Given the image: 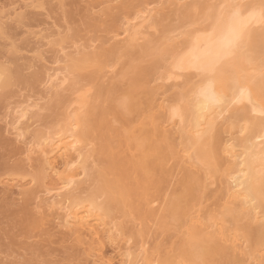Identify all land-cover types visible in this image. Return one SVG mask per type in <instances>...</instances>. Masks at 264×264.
<instances>
[{
    "label": "bare ground",
    "instance_id": "1",
    "mask_svg": "<svg viewBox=\"0 0 264 264\" xmlns=\"http://www.w3.org/2000/svg\"><path fill=\"white\" fill-rule=\"evenodd\" d=\"M1 1L0 40L26 11L66 0ZM92 1L89 16L110 19L102 46L67 35L69 44L50 27L30 32L37 60L47 63L42 47L56 48L58 67L51 60L30 76L44 96L17 103L10 131L22 142L45 118L46 99L49 110L66 112L57 128L21 143L23 162L5 164L24 204L0 205L12 224L4 226L21 237L39 230L42 241L27 245L14 234L0 247L26 245L40 258L71 244L69 257L77 251L84 264H264V0ZM15 41L5 44L13 57L22 51ZM34 60L21 66L29 71ZM1 61L0 102L12 84H30L22 68Z\"/></svg>",
    "mask_w": 264,
    "mask_h": 264
},
{
    "label": "rangeland",
    "instance_id": "2",
    "mask_svg": "<svg viewBox=\"0 0 264 264\" xmlns=\"http://www.w3.org/2000/svg\"><path fill=\"white\" fill-rule=\"evenodd\" d=\"M5 2V3H8V1L9 0H2L1 2ZM12 1V0H11ZM89 1V2H88ZM10 2V1H9ZM49 2H51L50 0H49ZM87 2V3H86ZM86 2L84 1V0H66V1H64V5H60V4H58L57 2L55 3V1H53V2H51L52 4H50V6H49V3H48V1H47V3H48V6L49 7H47L48 9H46L45 11H38V10H36V11H29V13H28V11H26V13H25V15H24V17H25V19H23L22 20V25L19 23L20 21L19 20H17V21H13V22H10L8 25L10 26H8L7 25V28L11 31L10 32V34L9 35H7V37H6V39L4 38V39H1L0 40V59L3 61V62H5V60H6V62L8 63V61H9V64L10 65H8L9 66V68H11L13 71L15 70V69H13V68H15L16 67V70L17 69H20V68H22V70L23 71H25L24 73L25 74H22V76L24 77V79L27 81V83H24V84H28V83H30V84H28V85H23V84H20V83H18V84H16V83H14V82H16L15 80L13 81V83L14 84H12L11 85V90H8V91H10V92H12V93H9V92H6V94H8V95H6V94H4L5 96H3V98L2 99H5L4 97H6V99H5V101L4 100H2L1 99V102H0V149H1V151H0V156L1 155H3V153H5L6 151V156H5V154L2 156L3 158L2 159H0V162L1 161H3L2 162V164L0 163V170H1V168H2V170L0 171V181H2V182H0V205L1 204H3V206L4 205H7V204H12L11 206H13V207H15V205H17V204H21L22 202H23V200H24V197L23 196H19L20 194H19V192L16 190V188H11V186H10V184H12L11 182L10 183H7L6 181H10L11 179H14L17 175H15L14 176V174H16V173H14L13 171H7L6 169H5V164H8L9 162V166H11L12 164L13 165H15V164H18V163H20V160H22V162L25 160V159H22V158H25V154H21L22 152L24 153V149H25V146H23V145H25L26 143H27V141L28 142H31L30 140L31 139H33V137L39 132H43V131H45V130H47V129H49V131H51L50 129H52L53 130V128L55 129V127L57 128L59 125H60V123H61V121L63 120V119H61V118H64V110L66 109L65 108V105H63L64 106V110H62L63 109V106L62 107H59L58 108V110L56 109V111H57V113L55 112V111H52V110H49V107H50V105H51V102H50V100H48V99H46V100H44V101H41L40 103L43 105V106H45L46 107V103L47 104H49V105H47V107H46V110H45V112L43 111V113H41L45 118L44 119H46V121H45V123H44V119H41V120H39L38 121V123L36 122L35 124H37V125H32L33 127H31L30 128V130L31 131H29L30 132V134H28V135H26L25 137L27 138V139H25V141H24V138L25 137H22V142H21V138H17L18 140H19V142H17L18 140L15 138L16 136H14L15 134L13 133V135H12V130L10 131V129H11V121L13 120V118H14V111H15V108H16V106H17V103H20V102H23L25 99H27V97L28 98H33V99H31V100H38V99H40V98H42L43 96H44V92H43V88L41 89V87H43V86H41L39 83H37V82H35L34 81V79H33V77H30V76H33V74H35L36 72H38L39 73V71L41 70L42 71V68H43V66H46V67H48L47 65L49 64V65H51V63L53 62V61H55L54 60V58H55V54H56V52H54V49L56 50V48H54V49H51L52 47H48V46H45V47H42V50H41V52L42 51H44L45 53V57H47V58H45L47 61V63H43L42 62V65H41V62H39L38 60V58H36L38 55H39V53H37L36 52V50H35V52L33 51V49L35 48L34 46H36V44L37 43H39L38 42V40H37V38L35 37L34 38V36H33V34L32 33H36V32H38V31H40V30H42V29H48L49 27H50V30L48 31V30H46V31H48L49 33H51L52 31H56L57 32V30L58 31H60L61 32V30H62V33L61 34H64L65 36H61L62 38L64 37V39L67 37V35L69 36V40L72 42V40H73V43H74V40L75 39H73V37L74 36H76V37H74V38H76L77 40H75V41H77V42H80L79 44H82L83 42L86 44V43H89V40L91 41L92 39H93V37H94V39H93V41H95L96 40V43H97V45L99 44L100 46H102L103 44H104V42L106 43V39L105 38H108L109 39V37H111V35L109 36V35H107V34H110L109 33V31L105 28V27H107L108 29H109V26H106V25H108V24H110V19H108L109 17H108V15L107 16H102L101 15V13H99L98 14V11L97 10H95V12H92V14H91V16H89V14H88V9H89V7L94 3L92 0H86ZM91 2H92V4H91ZM86 3V4H85ZM56 4V5H55ZM88 4V6H86ZM56 6V7H55ZM61 6V7H60ZM59 8V9H58ZM61 8V9H60ZM52 9V10H51ZM57 10V11H56ZM52 11V12H51ZM97 11V12H96ZM31 12V13H30ZM33 12V13H32ZM49 14H48V13ZM56 12H57V14H56ZM28 13V14H27ZM37 13V14H36ZM39 13H40V15H39ZM51 14V15H50ZM87 14V15H86ZM200 15V12H197V15ZM39 15V16H38ZM49 15H50V17H49ZM53 15V16H52ZM99 15H101V17L99 16ZM48 16V17H47ZM98 16V17H97ZM44 17V18H43ZM90 17H91V19H90ZM97 17V18H96ZM102 17H105V18H102ZM32 18V19H31ZM46 18V19H45ZM51 19V21L49 20V19ZM102 18V19H101ZM29 19V20H28ZM45 19V20H44ZM57 19H59V20H57ZM89 19V20H88ZM99 19H100V21H102V22H100L99 21ZM26 20V21H25ZM49 20V21H48ZM54 20L56 21L55 23H52V22H54ZM93 20H96V21H93ZM177 20L178 19H173V21L172 22H177ZM24 21V22H23ZM97 21H99L100 23H102L101 25L99 24V22L97 23V24H99L100 25V28H99V25L97 26L96 25V23L95 22H97ZM49 22H51L50 24H49ZM61 22V23H60ZM93 22L95 23V26H97L100 30H101V32H100V30L99 31H97L98 30V28L97 27H94L93 25ZM106 22V23H105ZM175 22L174 23H171V25L172 26H176V25H178L179 24V22H177L178 24H176V25H174L175 24ZM19 23V24H18ZM43 23V24H42ZM91 23L93 24L92 26H91ZM13 24V25H12ZM28 24H29V26H28ZM46 24V25H45ZM21 25V26H20ZM53 25H55V27H54V29L52 28V26ZM44 26V27H43ZM57 26V27H56ZM88 26H90V27H88ZM19 27V28H18ZM24 29H23V28ZM46 27H48V28H46ZM93 27V28H92ZM12 28V29H11ZM21 28V29H20ZM31 28H33L32 30H31ZM57 28V29H56ZM90 28V29H89ZM95 28H96V32H94V30H95ZM22 29H23V31H22ZM56 29V30H55ZM30 30V31H29ZM103 30V31H102ZM19 31V32H18ZM21 31V32H20ZM26 31H29V33H26L25 34V32ZM35 31V32H34ZM106 31H108V33L106 32ZM14 32V33H13ZM23 32V33H22ZM30 32H32V33H30ZM106 32V33H105ZM18 33V34H17ZM21 33V34H20ZM78 34V35H77ZM91 34H93V36L91 35ZM101 36H100V35ZM103 34V35H102ZM105 34V35H104ZM159 34V33H158ZM12 37H11V36ZM19 35V36H18ZM29 35V36H28ZM72 35V36H71ZM14 36V37H13ZM70 36H71V39H70ZM78 36V37H77ZM80 36V37H79ZM108 36V37H107ZM31 37V38H30ZM33 37V38H32ZM89 37V38H88ZM91 37V38H90ZM103 37V38H102ZM17 38V39H16ZM26 38V39H25ZM58 38V37H57ZM85 38V39H84ZM96 38V39H95ZM105 39L104 40V42H103V44L101 43L102 41H100L101 39ZM22 39V40H21ZM54 39H56V38H54ZM67 39V38H66ZM65 39V40H66ZM80 39V41H78ZM84 39V40H83ZM99 39V40H98ZM6 40V41H5ZM10 40V41H9ZM16 40V41H15ZM25 40H27V42L25 41ZM68 39H67V41H69ZM11 41H15L16 42V44H17V46L18 47H20L21 45V47H20V49L22 50L19 54H21V55H19L18 54V56H15L14 55V57H15V60H18L17 62L15 61V60H13L14 59V57H13V55H11V54H9L8 53V50L7 49H9V48H7L8 46H6L8 43H10ZM22 41H23V43L25 44H23L22 43ZM70 41H69V44H70ZM92 41V42H93ZM97 41H99V42H97ZM3 42V43H2ZM21 42V43H20ZM31 42V43H30ZM33 42V43H32ZM108 42V41H107ZM20 43V44H19ZM28 43V44H27ZM83 43V44H84ZM112 42H110V44H111ZM6 44V45H5ZM19 44V45H18ZM65 44H68V42L67 43H65ZM109 43L108 44H106V45H110ZM113 44V43H112ZM29 45V46H28ZM32 45H34V46H32ZM98 45V46H99ZM6 46V47H5ZM99 46V47H100ZM110 46H112V45H110ZM110 46H109V48H110ZM29 47V48H28ZM107 47V46H106ZM25 48V49H24ZM26 48H27V50H26ZM31 48H33V49H31ZM108 47H107V49H109ZM11 49V48H10ZM36 49V48H35ZM97 49H99V48H97ZM5 50V51H4ZM31 52H30V51ZM48 50V51H47ZM68 50V49H67ZM72 50V49H71ZM70 50V51H71ZM3 51V52H2ZM24 51V52H23ZM54 52V53H52V52ZM73 51V50H72ZM2 52V53H1ZM5 52H7V53H5ZM23 52V53H22ZM34 52V53H33ZM26 53H29V54H26ZM36 53V54H35ZM51 53V54H50ZM24 54H26V55H24L25 57H22ZM38 54V55H37ZM30 57H29V56ZM32 55V56H31ZM5 56V57H4ZM21 56V57H20ZM49 56H51V57H49ZM11 57H13V59L11 58ZM2 58H5V59H2ZM12 60H11V59ZM19 58H20V60H19ZM25 58V59H24ZM30 58V59H29ZM34 58H35V60H34ZM51 58V59H50ZM38 59V60H37ZM24 60V61H23ZM30 60L33 62V60H34V62L36 63V66L33 68V69H30L29 71L26 69V67L28 66V65H25V70H24V64L23 63H26V64H31L32 62H30ZM36 60H37V62H36ZM51 60H52V62H51ZM1 61V62H2ZM11 61H12V63H11ZM13 61H14V64H15V62H16V64L14 65L13 64ZM20 61V62H19ZM23 61V62H22ZM45 61V60H44ZM39 62V63H38ZM126 62V61H125ZM13 66H12V65ZM20 64V65H19ZM43 64H45V65H43ZM47 64V65H46ZM23 67H22V66ZM41 65V66H40ZM62 66V64H59V66ZM20 66V67H19ZM52 66V65H51ZM53 66H54V68H55V66H56V68L58 67V65H54V62H53ZM52 66V67H53ZM60 66V67H61ZM40 67V68H39ZM32 70V71H31ZM92 69H90V71H91ZM27 71V72H26ZM40 71V72H41ZM25 75H27V76H25ZM76 75H78V74H76ZM32 78V79H31ZM75 78V77H74ZM35 83H37V84H35ZM14 85V86H13ZM32 85V86H31ZM39 85V86H38ZM38 86V88H36ZM35 87V88H34ZM9 88V89H10ZM36 89V90H35ZM39 92H41V93H39ZM91 94V93H90ZM93 94V93H92ZM20 95V96H19ZM41 95H43V96H41ZM16 96V97H15ZM18 96V97H17ZM22 96H23V99H22ZM26 96V97H25ZM69 96V95H68ZM25 97V98H24ZM40 97V98H39ZM12 98V99H11ZM20 101H19V100ZM23 100V101H22ZM3 102V103H2ZM16 102V103H15ZM50 102V103H49ZM15 106V107H14ZM74 107H75V109L77 108V106L76 105H74ZM74 107L72 106V108H71V111H74L75 109H74ZM60 109V110H59ZM9 110V111H8ZM11 110V111H10ZM13 110V111H12ZM62 111V112H61ZM10 112V114H8ZM49 112H50V114H49ZM51 112H53V113H51ZM65 112H66V110H65ZM8 115H7V114ZM61 113V114H60ZM72 113V112H71ZM45 114V115H44ZM53 116H52V115ZM41 115V118H43V116ZM58 115V116H57ZM61 115V116H60ZM7 116V117H6ZM12 116V117H11ZM9 117V118H8ZM54 119H53V118ZM61 117V118H60ZM5 118V119H4ZM8 118V119H7ZM49 118V119H48ZM51 118H52V122H50L51 121ZM57 118V119H56ZM48 119V120H47ZM60 119V120H59ZM6 120H8V122L6 121ZM58 121L59 120V122H56V121ZM48 123V125L50 124V125H52L51 127H53V128H51L50 127V125L48 126V125H46L47 123ZM55 122V123H54ZM42 123V125H40ZM7 124V125H6ZM9 124V125H8ZM43 124H45V125H43ZM57 124H59V125H57ZM54 125V126H53ZM39 126H41V127H39ZM48 126V127H47ZM36 128V129H35ZM47 128V129H46ZM35 130V131H34ZM39 130V131H38ZM34 132V136H33V132ZM48 132V131H47ZM2 133V134H1ZM44 133V132H43ZM45 133H46V131H45ZM31 134H32V138L30 137L31 136ZM2 135V136H1ZM5 135V136H4ZM8 135V136H7ZM30 135V136H29ZM28 136V137H27ZM28 138H29V140H28ZM1 140H3V141H1ZM7 142L5 145L3 144V142ZM16 141V142H15ZM25 142V143H24ZM21 143L23 144V145H21ZM3 145V147H2V145ZM7 144H8V146L13 150H8L7 149ZM17 144V145H16ZM20 146H23V147H20ZM16 149V150H14V148ZM17 148H18V150L19 151H17ZM23 148V149H22ZM4 149H6V151L4 150ZM3 150L5 151V152H3ZM20 150H21V153H20V155H19V152H20ZM24 150V151H23ZM11 151H12V153H11ZM1 152H2V154H1ZM9 152V154H7ZM17 156V157H15V155ZM18 155H17V154ZM12 154V155H11ZM9 157H8V156ZM11 155V156H10ZM14 155V156H13ZM24 156V157H23ZM9 159H8V158ZM1 158V157H0ZM10 158H11V160H10ZM15 160H14V159ZM19 158V159H18ZM9 161H7V160ZM7 162V163H5V161ZM16 161H18V163L16 162ZM3 163H4V165H3ZM15 163V164H14ZM3 166V167H2ZM3 169H4V171L6 170V172L4 173V171H3ZM11 172L12 174H11V176H8V175H10L9 173ZM2 173H4V175H2ZM13 176H14V178H13ZM3 178V179H2ZM11 178V179H10ZM10 179V180H9ZM6 183V184H5ZM9 184V185H8ZM3 185V186H2ZM4 185H7V187L6 186H4ZM8 186H10L9 188L11 189V191H8L9 189H8ZM3 187V188H2ZM8 189H6V188ZM28 187H30V186H28ZM4 189L6 190V193H5V191H4ZM8 191V192H7ZM6 194V195H4V193ZM10 192V193H9ZM12 192V193H11ZM14 192V193H13ZM17 192V193H16ZM7 193L9 194V196H7ZM11 194V195H10ZM12 194H15V195H13L12 196ZM19 194V195H18ZM4 196H6L7 197V199H4ZM5 197V198H6ZM15 199V200H17V201H14L13 200V198ZM23 198V199H22ZM4 199V200H3ZM8 199H10V200H8ZM12 199V200H11ZM5 200H8L10 203H8L7 202V204H6V201ZM1 201H4L3 203L1 202ZM11 201H14V202H12L11 203ZM13 203H14V205H13ZM16 203V204H15ZM24 203H22V205H23ZM1 207H2V205H1ZM12 207V208H13ZM19 207H21V206H17V207H15V209L16 208H18L19 209ZM17 209V210H18ZM13 210H14V208H13ZM3 216V217H2ZM0 217H1V219H0V221L2 220V219H4V218H6V216L5 215H0ZM7 219V218H6ZM6 219H4V220H6ZM7 220H9V219H7ZM6 220V222L7 223H5V221H4V223L2 224V223H0V226H2V228H5L4 230L2 229V228H0V230L2 231H0V246H3V245H5V246H9V244H6L7 243V241L10 243V240H12V238L15 240L16 239V241H18L19 239H22V237L25 235V234H23L22 235V237L21 236H19L20 234H21V232L19 233V231L18 230H16V231H13L12 230V226H11V228L10 229H8L10 226L9 225H12L10 222H8ZM3 221V220H2ZM10 221V220H9ZM10 223V224H9ZM4 224H6L5 226H9V227H5L4 226ZM4 226V227H3ZM8 229V230H7ZM7 230V232H5ZM12 230V231H11ZM18 231V232H17ZM12 232H13V234H12ZM15 232V233H14ZM18 234H17V233ZM35 233H31L29 236H27L26 237V235H25V237H24V239H22V240H19V242L20 243H28L27 245H29V243L30 244H32V245H35L36 243H38V242H41L42 241V238H40V236H39V238H40V240H39V238H38V235H40L41 233H39V230H38V232L35 230L34 231ZM1 234H3V236L5 237V239H4V237L1 235ZM7 234V236H9V238H7L5 235ZM14 234H16L17 236L16 237H14L15 235ZM12 235H14L12 238H11V236ZM33 235V236H32ZM2 237V238H1ZM17 237H18V240H17ZM20 237V238H19ZM29 237H31V239H29ZM25 238H26V240H25ZM32 238H33V241H31L32 240ZM37 238H38V242H37ZM35 239V240H34ZM153 239V238H152ZM152 239H149V241H150V244L153 242V240ZM3 240H5V241H3ZM152 240V241H151ZM36 242V243H35ZM2 243H4V244H2ZM44 244V243H43ZM61 245V244H60ZM5 246L2 248V247H0V255L1 254H3V255H1V257H0V260L2 261V262H4V260L3 259H5V261H6V263L8 264H10L12 261V263L11 264H24V262H25V264H37L36 263V260H35V258H36V256H35V253H33L34 254V256L35 257H33V254H32V252H31V249L29 250L28 249V246H26V245H22V247H24V246H26L25 248H22L21 247V245L19 246H16V247H12V250L11 249H8L7 247H6V249H5ZM56 246H58L57 248H56ZM70 247V246H72L71 244H70V246H69V244H62L61 246H59V244H54L52 247L54 248V249H56V254H57V256H56V254L54 253L55 251L53 250V248L51 247L50 249L52 250H50L49 249V247H48V249L46 250V248L44 249V253L45 254H43V255H40V258H38L39 257V254L37 255L38 257V259H37V261L40 259V262L38 261V263L40 264H55V263H57V264H67V263H69V264H75V262H78V264H82V261H83V259L81 258H79V260H80V262H79V260H78V257L76 258V249H72V252H70L69 251V253H72L73 254V252L74 251H76L74 254H75V256H73V257H75V258H73V257H69V254L67 253V250H65V249H67V248H64V247ZM18 247V248H17ZM19 247L20 248H22V249H19ZM59 247H61V248H59ZM62 247H63V251H62ZM3 249H5L7 252H5V250H3ZM19 249V250H18ZM24 249H26V250H24ZM59 249V250H58ZM3 250V251H2ZM9 250V251H8ZM21 250V251H20ZM31 252V254H30V252ZM74 250V251H73ZM19 251V252H18ZM27 253V255H24V254H26L25 252ZM53 252L55 255V257L54 256H52V253H50V252ZM58 251H59V254H60V257L58 256L59 254H58ZM61 251V252H60ZM3 252V253H2ZM4 252H5V254H4ZM50 253V255L49 254H47V253ZM64 252H66V253H64ZM15 253V254H14ZM21 253V254H20ZM61 253H62V255H61ZM7 254V255H6ZM8 254H10V255H12V256H10V255H8ZM14 254V255H13ZM20 254V255H19ZM29 254V255H28ZM16 255V256H15ZM18 255V256H17ZM46 255V256H45ZM63 255L65 256H68V258L67 257H65L66 259H64L63 260ZM113 256H114V254H112ZM2 256L4 257V258H2ZM8 256H10V260L8 259L9 257ZM14 256V257H13ZM29 256V257H28ZM42 256V257H41ZM47 256H49V257H47ZM52 256V258L51 259H49L48 260V258H50ZM78 256V255H77ZM5 257H8L7 258V260H6V258ZM13 257V258H12ZM58 257V258H57ZM115 257V256H114ZM16 258V259H15ZM22 258V259H21ZM55 258V259H54ZM116 258V261H119V257H115ZM12 259H14V260H12ZM21 259V260H20ZM29 259V260H28ZM31 259L33 260L32 262H31ZM44 259V260H43ZM60 259L62 260V261H60ZM69 259H72L74 262H71V260H69ZM77 259V260H76ZM17 260V261H16ZM23 260V261H22ZM41 260H43L44 262H42ZM53 260V261H52ZM58 260V261H57ZM76 260V261H75ZM1 261H0V263H1ZM8 261H10V262H8ZM55 261V262H54ZM64 261V262H63ZM21 262V263H20ZM35 262V263H34ZM51 262V263H50ZM53 262V263H52ZM59 262V263H58ZM84 262L85 261H83V264H84ZM5 262L4 263H2V264H6ZM77 264V263H76ZM86 264V263H85Z\"/></svg>",
    "mask_w": 264,
    "mask_h": 264
}]
</instances>
